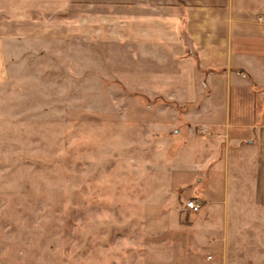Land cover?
Segmentation results:
<instances>
[{"label":"rangeland","instance_id":"1","mask_svg":"<svg viewBox=\"0 0 264 264\" xmlns=\"http://www.w3.org/2000/svg\"><path fill=\"white\" fill-rule=\"evenodd\" d=\"M100 25L0 56V264H264V200L191 161Z\"/></svg>","mask_w":264,"mask_h":264},{"label":"crops","instance_id":"2","mask_svg":"<svg viewBox=\"0 0 264 264\" xmlns=\"http://www.w3.org/2000/svg\"><path fill=\"white\" fill-rule=\"evenodd\" d=\"M104 21L134 57L127 86L177 105L191 161L219 163L263 203L264 0H0V56Z\"/></svg>","mask_w":264,"mask_h":264},{"label":"built area","instance_id":"3","mask_svg":"<svg viewBox=\"0 0 264 264\" xmlns=\"http://www.w3.org/2000/svg\"><path fill=\"white\" fill-rule=\"evenodd\" d=\"M185 208L192 211H198V209L200 208V204L197 203L195 200L190 199L185 202Z\"/></svg>","mask_w":264,"mask_h":264}]
</instances>
